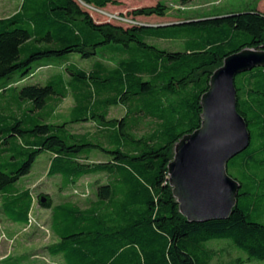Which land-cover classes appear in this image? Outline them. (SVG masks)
<instances>
[{"label": "trees", "instance_id": "trees-1", "mask_svg": "<svg viewBox=\"0 0 264 264\" xmlns=\"http://www.w3.org/2000/svg\"><path fill=\"white\" fill-rule=\"evenodd\" d=\"M121 1L22 0L15 14L0 18V79L19 75L0 85V95L16 89L19 104L16 112H0V213L13 223L30 224L36 197L16 184L38 155L49 151L47 174L60 176L63 188L89 175L107 179L85 208L37 196L51 209L50 228L57 237L47 248L66 264H210L215 254L205 244L221 238L247 254L239 264L264 260V221L257 211L263 202L248 187L264 169V67L235 78L237 110L251 142L227 164L241 184L229 218L190 222L173 195L168 167L180 139L201 127V98L225 58L245 48L264 49V10L189 17L176 22H190L166 26L159 25L173 22L136 19L167 16L168 6L158 2L133 10L135 18L94 19L91 9ZM152 38L182 47L162 48ZM72 54L93 60L91 68L71 63ZM58 61L64 69L46 84L14 88ZM69 94L75 101L70 120L50 121L53 111L46 108ZM119 105L125 115L109 118L111 107ZM85 122L97 125L95 134L69 128ZM144 123L150 128L140 133ZM93 153L107 160L90 161Z\"/></svg>", "mask_w": 264, "mask_h": 264}, {"label": "rangeland", "instance_id": "rangeland-1", "mask_svg": "<svg viewBox=\"0 0 264 264\" xmlns=\"http://www.w3.org/2000/svg\"><path fill=\"white\" fill-rule=\"evenodd\" d=\"M158 2H164L168 6L167 16H137L136 19L142 23L157 24L176 22L184 18L209 14L225 15L229 12H243L251 8L264 10V0H122L119 5H109L101 10L91 9V13L96 21L117 22L112 19L114 15L123 14L135 18L132 13L133 10L143 6L156 5ZM21 3L22 0H0V18L15 14L19 10ZM150 41L169 50H178L182 47L179 41L174 40L152 38ZM69 59L71 63L87 70L91 68L93 63V60L83 59L78 54L70 55ZM62 62L64 61L55 62L57 65L53 67L39 68L30 77L15 83L14 88L15 86L21 88L22 85L26 84H46L51 76L61 73L64 69L65 64ZM240 74L236 76L237 80L242 79ZM17 78H19L18 74L11 79H0V85ZM15 91L16 89H11L0 95V112L8 114L11 110L15 112L18 110L19 104ZM74 105L75 101L71 94L59 102L50 103L46 108L48 111H53L50 121L59 123L70 120V113ZM25 106H27V103L23 107ZM124 115L125 108L119 105L111 107L109 118L120 119ZM69 128L72 132L79 134H95L97 131V125L93 122L70 124ZM149 128L150 126L144 123L140 126L139 132L143 133ZM252 144L256 145L257 140L254 139ZM52 157L51 152L43 151L38 155L31 172L23 176L16 184L20 189H31L36 197L30 216L31 223L27 226L20 223H11L5 215L0 213V264H66L60 255H54L47 248L50 244L57 241V237L50 228L51 209L42 207L38 202L37 196L43 193L52 198L53 204L72 201L85 208L96 200L98 184L105 183L107 180L104 174L89 175L82 178L76 185L63 188L60 176L50 177L47 174ZM105 160H107V157L101 153H93L90 159L93 162ZM253 176L255 177L251 178L248 187L263 202L257 211L263 215L261 221H264V169ZM254 179H256V183L253 182ZM205 246L215 254L210 264H239L237 261L239 258L243 260L247 258V254L235 246L231 239H212ZM242 264H264V260H255Z\"/></svg>", "mask_w": 264, "mask_h": 264}, {"label": "water", "instance_id": "water-1", "mask_svg": "<svg viewBox=\"0 0 264 264\" xmlns=\"http://www.w3.org/2000/svg\"><path fill=\"white\" fill-rule=\"evenodd\" d=\"M256 67H264V49L245 48L227 56L201 98V127L175 146L169 184L190 222L229 218L236 205L241 184L229 175L227 164L250 145L251 133L237 110L235 78Z\"/></svg>", "mask_w": 264, "mask_h": 264}, {"label": "crops", "instance_id": "crops-1", "mask_svg": "<svg viewBox=\"0 0 264 264\" xmlns=\"http://www.w3.org/2000/svg\"><path fill=\"white\" fill-rule=\"evenodd\" d=\"M11 222V221H10ZM12 223V222H11ZM27 226V225H26Z\"/></svg>", "mask_w": 264, "mask_h": 264}, {"label": "built area", "instance_id": "built-area-1", "mask_svg": "<svg viewBox=\"0 0 264 264\" xmlns=\"http://www.w3.org/2000/svg\"><path fill=\"white\" fill-rule=\"evenodd\" d=\"M30 223H31V221H30Z\"/></svg>", "mask_w": 264, "mask_h": 264}]
</instances>
